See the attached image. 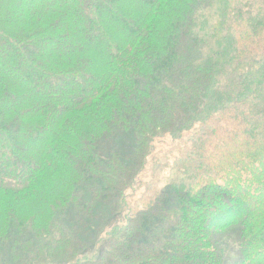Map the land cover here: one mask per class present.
<instances>
[{
  "label": "trees",
  "instance_id": "16d2710c",
  "mask_svg": "<svg viewBox=\"0 0 264 264\" xmlns=\"http://www.w3.org/2000/svg\"><path fill=\"white\" fill-rule=\"evenodd\" d=\"M22 231L13 264H264V0H0V244Z\"/></svg>",
  "mask_w": 264,
  "mask_h": 264
},
{
  "label": "rangeland",
  "instance_id": "374dc122",
  "mask_svg": "<svg viewBox=\"0 0 264 264\" xmlns=\"http://www.w3.org/2000/svg\"><path fill=\"white\" fill-rule=\"evenodd\" d=\"M134 145V136L131 133H118L116 136H110L109 138L103 140L98 147V153L105 158H108L112 152H119L122 155H127L131 148ZM91 225L86 229H90ZM24 231L20 233L14 232L12 235L13 237L6 243L0 244V264H13L11 260L12 251L10 250L14 243L15 239L23 240L24 236H22ZM26 236H30L31 233L26 231ZM233 233H224L217 237V241L219 242L220 246L223 248L229 247L233 243L231 242L230 236ZM236 250V249H235ZM233 252H229L228 255L224 258V264H231L234 261L239 260L238 254L234 255ZM46 264V263H45ZM53 264V263H49ZM54 264H68L66 262L54 263Z\"/></svg>",
  "mask_w": 264,
  "mask_h": 264
}]
</instances>
